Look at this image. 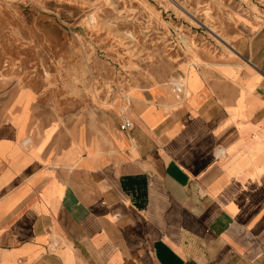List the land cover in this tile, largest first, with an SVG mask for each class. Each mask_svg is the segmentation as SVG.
I'll use <instances>...</instances> for the list:
<instances>
[{"label": "crops", "instance_id": "obj_1", "mask_svg": "<svg viewBox=\"0 0 264 264\" xmlns=\"http://www.w3.org/2000/svg\"><path fill=\"white\" fill-rule=\"evenodd\" d=\"M232 43L100 146L0 123V264H264V25Z\"/></svg>", "mask_w": 264, "mask_h": 264}, {"label": "rangeland", "instance_id": "obj_2", "mask_svg": "<svg viewBox=\"0 0 264 264\" xmlns=\"http://www.w3.org/2000/svg\"><path fill=\"white\" fill-rule=\"evenodd\" d=\"M260 25L264 0H0V123L100 146L130 97L185 89L197 49L231 48L209 27L232 43Z\"/></svg>", "mask_w": 264, "mask_h": 264}, {"label": "bare ground", "instance_id": "obj_3", "mask_svg": "<svg viewBox=\"0 0 264 264\" xmlns=\"http://www.w3.org/2000/svg\"><path fill=\"white\" fill-rule=\"evenodd\" d=\"M212 31L211 32H214V34H215V36L218 38V39H220V40H223L226 44H227V46L234 52V50H233V47L231 46L232 45V43H230L226 38H224L222 35H220L219 34V32L217 33L212 27H209ZM229 49V50H230ZM235 53V52H234ZM173 83V85H179V84H181L182 85V87L180 88V90H181V92H183V89H184V83L182 82V81H173L172 82ZM175 96L178 98V94L177 93H175ZM30 142V138L27 136V137H25V138H23L22 139V144H27V143H29Z\"/></svg>", "mask_w": 264, "mask_h": 264}, {"label": "built area", "instance_id": "obj_4", "mask_svg": "<svg viewBox=\"0 0 264 264\" xmlns=\"http://www.w3.org/2000/svg\"><path fill=\"white\" fill-rule=\"evenodd\" d=\"M181 87H182L181 84L173 85L174 92L177 93L178 95H180L181 94V90H180ZM131 126H132L131 121L126 116H124L123 119L121 120L120 124H119V128L120 129H129Z\"/></svg>", "mask_w": 264, "mask_h": 264}]
</instances>
